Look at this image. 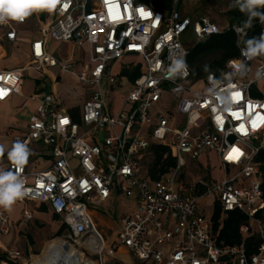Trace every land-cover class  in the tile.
Wrapping results in <instances>:
<instances>
[{"label": "built area", "instance_id": "1", "mask_svg": "<svg viewBox=\"0 0 264 264\" xmlns=\"http://www.w3.org/2000/svg\"><path fill=\"white\" fill-rule=\"evenodd\" d=\"M171 1L168 13L153 11L138 0H61L57 4L48 29L50 40L86 44L88 65L76 72L72 62L47 55L43 42L35 41L30 49L32 67L59 68L89 94L76 123L68 114L51 109V94L43 95L29 118L26 134L12 138L11 146L22 142L28 149L31 143H41L50 149L52 159L45 170L27 172L24 166L21 175L28 192L19 201L48 203L68 227L65 240L83 242L98 264H103V257H113L114 249L106 246L88 207H99L112 194L136 201L135 212L121 219L117 243L143 264H264V243L250 256L242 247L216 245L211 223L197 209L200 199L213 195L222 211H239L257 223L264 240V227L255 219L264 210L256 161L264 151V91L259 88L264 80H243L264 68V58L247 61L239 46L238 56L229 61L245 60L248 65L247 75L231 77L241 95L239 99L232 96L233 109L217 114L218 106L208 99L209 74L194 82L189 69L183 76H170L168 68L177 59L186 61L183 37L187 32L200 41L222 29L207 18L192 21L181 17L178 0ZM5 25L4 38L12 42L15 31ZM237 26L229 25L225 31H232L241 42L244 36L235 31ZM128 56L141 58L142 69L121 106L111 111L102 83L130 84L121 72L112 74L114 64ZM229 61L223 73L233 72ZM22 73L0 71V103L18 93ZM214 77L220 79L221 75ZM163 96L171 112L168 117L158 114L153 123L150 109ZM169 135L171 145L165 143ZM151 144L167 147L174 160V166L157 180L150 178L148 168L146 177L139 176V157L149 152ZM206 152L214 153L224 172L231 170L230 176L226 174L214 187L202 181L187 185L180 177L185 160L197 161ZM12 168L10 163L7 169ZM6 223L0 214V228ZM247 230L241 228L242 233ZM92 240L96 244L88 243Z\"/></svg>", "mask_w": 264, "mask_h": 264}, {"label": "crops", "instance_id": "2", "mask_svg": "<svg viewBox=\"0 0 264 264\" xmlns=\"http://www.w3.org/2000/svg\"><path fill=\"white\" fill-rule=\"evenodd\" d=\"M181 2V0H180ZM231 2V1H230ZM181 7V5H180ZM178 10V8H177ZM227 11V10H226ZM181 17L189 18L192 21H196L199 18H193L190 14L186 13L185 10H178ZM54 18L53 12H40L33 14L25 20L23 23L9 22L8 24L15 31V38L12 42L7 41L4 35L7 33L8 29L5 24H0V71H10V70H23L22 82L18 93L11 95L6 102L0 103V108H3L9 113H14V116H9L6 124V135H9L10 146L12 138H17L24 136L27 132L28 121L31 115L35 113L36 107L38 105L39 98L43 95L51 94L54 98V104L51 106L52 110L57 112L68 114L73 121L79 122L81 106L88 97V91L84 93L82 99H68L63 93L54 92V90H44L46 83L57 84L60 79V75L63 73L59 68H44L42 70H35L33 66V61L30 54L31 44L35 41L43 42V50L45 53L57 60L69 61L73 63L74 71H80L84 66L88 65V47L86 44L76 45L70 42H54L50 40L48 36V29ZM33 26L37 27L36 32L33 31ZM65 46L67 51L63 55L57 54L58 48ZM141 58L137 56H128L120 61L116 62L118 64V71L129 81V87L132 85L130 80V74L137 70L141 72ZM114 64V66H115ZM113 66V67H114ZM26 71H31L30 79L32 80L31 87L25 92L22 89L23 84V74ZM67 74V73H64ZM29 77V76H28ZM55 89V88H54ZM56 90V89H55ZM68 106L65 108L64 105ZM30 156L28 157L25 169L27 172H34L38 170H45L50 167L52 163L50 149L41 143H31L29 146ZM214 161V165L211 161ZM220 160L212 152H206L197 161H195L194 168L198 170L201 169V173H206L208 168H213L216 170V175L220 176L224 173L226 176L230 174L231 170L227 173L224 172L220 165ZM10 164L7 153L0 157V167L7 169ZM202 166V167H201ZM212 170L206 175H202V181L205 183L204 179L215 177ZM216 176V177H217ZM198 181V182H199ZM187 185L193 184L186 180ZM206 184V183H205ZM204 189L199 190V194L203 192ZM114 201L123 202L124 212L123 214H114L111 210ZM136 201L133 198L125 199L112 194L107 201L102 203L99 207H96L100 213L107 215L101 216L94 211V206H91L89 210L91 218H95L99 227L108 229L110 225V219L117 226L119 233L122 229L121 219L124 216L131 215L135 212ZM14 209L17 208L16 216L10 219L8 215L9 210L0 208V214L5 218L6 225L5 228H0V256L4 257L0 263L4 264H26V262L34 255L33 253H38L46 242L50 239V235L53 237H65L69 234L62 221V218L55 215L50 209L48 203L45 202H31V201H17L13 205ZM30 215V219H26V214ZM96 226V225H95ZM262 226V225H261ZM250 228L253 232H258V224L255 222H250ZM247 233V232H246ZM243 233V234H246ZM108 248L114 249V256L110 257L112 261L111 264L117 262L119 264H143L138 261L130 251L126 248L119 246L117 241L107 244ZM15 253L18 255L16 256Z\"/></svg>", "mask_w": 264, "mask_h": 264}, {"label": "rangeland", "instance_id": "3", "mask_svg": "<svg viewBox=\"0 0 264 264\" xmlns=\"http://www.w3.org/2000/svg\"><path fill=\"white\" fill-rule=\"evenodd\" d=\"M231 0H178L177 8L180 10L182 7V10H185L186 13L190 14V16L193 18H196V16L199 17H206L208 20L216 24L220 29L226 30V28L230 25L229 22L225 18V12L230 6ZM181 5V7H180ZM37 27L33 26V31L36 32ZM183 44L186 46H190L195 42L194 36L191 34V32H187L186 35L183 37ZM67 51L65 46H61L58 48L57 54L55 56L63 55ZM142 63V61L140 62ZM118 64H115L112 70L113 75H118L119 71L117 69ZM30 73L31 71H26L23 74V84L22 89L25 92L26 90L29 91L31 87L32 80L30 79ZM29 76V77H28ZM255 79V73L252 72L251 75L248 78H244L243 80L248 79ZM56 90H55V89ZM102 88H105L107 91L106 94V101L109 106H111V111L118 110L119 106H121L124 98L126 95L130 92V87L128 84H126L125 81H122L119 86L109 85L108 83H102ZM199 88V90H202ZM259 88L261 91H264V83H259ZM44 90H54V92H58L60 90V93H63L65 96L68 97V99H75L76 97L79 99H82L84 96V93H86V88L82 86L79 82H77L76 79H74L69 74L62 73L60 75V79L58 80L57 84H51L46 83ZM58 90V91H57ZM165 96L162 97L159 105L152 106L150 109V115L152 122L154 123L156 121V116L158 114H163V116L168 117L170 112L168 111L167 104ZM68 105L65 104L64 107L66 108ZM168 112V113H167ZM12 114L14 116V113H9V111H5L3 108H0V144H3L6 149L10 148V136L6 135V124L7 120L9 119V116ZM170 127H173V123L169 125ZM171 138V135L167 136L165 143L169 144V139ZM7 152H5L6 154ZM145 158V160H144ZM139 161L141 162L140 172L139 176L141 178H144L147 176V168L149 167V164L151 162V155L146 153L144 156L139 157ZM143 162V163H142ZM211 163L214 165V161L212 160ZM195 161H189L185 160V166L181 168L180 170V177L182 176L184 179V182L189 181L194 183H197L199 180H202V175H206L207 173H210L212 170V173L214 172L215 177L204 179L205 183L210 186L214 187L216 184H219L222 182V180L225 178L224 173H221L220 176L216 175V170L213 168H208V171L206 173H201V169L194 168ZM202 167V166H201ZM231 174V172H230ZM229 174V176H230ZM217 176V177H216ZM259 202L255 203V206L257 207ZM215 200L213 195H209L205 198H202L198 201L197 209L198 214L203 218V220L207 223L210 222L213 208H214ZM124 204L123 202H117L114 201L111 207V210H113L114 214H123L124 212ZM90 210L91 207H88ZM94 211H96L97 214L101 216L107 217V215L100 213L97 211L98 209L96 207L92 208ZM8 215L10 216V219L16 216L17 208L14 209L12 207L11 210H9ZM94 224L96 225L98 233L101 235V237L104 239L107 244L117 241V235H118V229L117 226H115L112 219H110V222H112L110 227L108 229L100 228L99 224H97V221L95 218H92ZM54 235H50V239L48 242L45 243L44 247L38 251V253H33L34 255L26 262V264H31L34 260L41 257L42 253L47 249V246L51 242H55L56 240H61L63 242H66L68 245H70L76 253L82 258L85 262H92L94 264H98V259L95 255H92L89 251L85 250V244L83 242L79 243H70L67 242L65 239L61 237H53ZM45 249V250H44ZM36 257V259H35ZM103 264H111L112 261L110 260V257H103ZM4 264V263H0Z\"/></svg>", "mask_w": 264, "mask_h": 264}, {"label": "trees", "instance_id": "4", "mask_svg": "<svg viewBox=\"0 0 264 264\" xmlns=\"http://www.w3.org/2000/svg\"><path fill=\"white\" fill-rule=\"evenodd\" d=\"M153 11L169 12L171 9V0H138ZM233 3L231 0L230 5ZM264 12V9H260ZM225 18L230 25H242L247 19V15L239 10L238 7H230L225 12ZM264 33V24L258 18L252 21V26L246 30V35L240 44L232 31L222 30L219 34L209 36L203 40L195 41L188 49L186 64L190 71L191 81H201L209 73L219 77L223 73L229 60H233L239 54V46H244V40L258 38ZM207 67L208 71H205ZM139 75V71L134 70L130 74V80L133 81ZM151 162L148 167V174L153 180L159 179L162 175L174 166V160L171 158L169 149L159 144H151L149 147ZM166 158L164 159V156ZM261 173V191L264 196V151H261L256 158ZM212 216L210 219L213 235L216 236V245L218 246H237L245 249L247 255L258 253V248L264 240L259 233L253 232L250 228V221L239 211L224 212L218 202L215 201ZM255 219L264 227V210L257 212ZM242 227H247V233L241 232ZM4 257L0 256V261ZM113 264H119L114 262ZM229 264V263H227Z\"/></svg>", "mask_w": 264, "mask_h": 264}, {"label": "clouds", "instance_id": "5", "mask_svg": "<svg viewBox=\"0 0 264 264\" xmlns=\"http://www.w3.org/2000/svg\"><path fill=\"white\" fill-rule=\"evenodd\" d=\"M61 0H0V24L9 22L22 23L33 14L40 12H54ZM230 7H238L245 13L248 19L235 28L238 35L245 36L246 30L252 26V21L256 18L264 23V0H233ZM240 43V41L238 42ZM241 54L247 61L255 58H264V33L258 38L244 40ZM245 60H240L234 64L229 61V66L233 67L232 73H221V78L216 79L209 73V82L212 85L207 89L208 99L218 106L217 114L227 113L235 107L232 96L240 89L232 83V75L244 76L248 73V65ZM234 64V66H233ZM205 71H208L207 67ZM188 72V66L183 59H177L168 68L170 76H183ZM256 80H264V68H258L255 73ZM7 152L9 162L14 165L12 169L0 167V208L11 210L13 205L23 199L28 189L25 178L21 175L24 166L27 164L30 150L22 142H15L8 149L0 144V157Z\"/></svg>", "mask_w": 264, "mask_h": 264}, {"label": "bare ground", "instance_id": "6", "mask_svg": "<svg viewBox=\"0 0 264 264\" xmlns=\"http://www.w3.org/2000/svg\"><path fill=\"white\" fill-rule=\"evenodd\" d=\"M88 243L90 245L96 244L94 240L89 241ZM74 263L94 264L92 262L83 261L82 258L76 253V251L66 242H63L61 240H56L55 242H51L47 246V249L42 253L41 257L34 260L31 264H74Z\"/></svg>", "mask_w": 264, "mask_h": 264}, {"label": "snow or ice", "instance_id": "7", "mask_svg": "<svg viewBox=\"0 0 264 264\" xmlns=\"http://www.w3.org/2000/svg\"><path fill=\"white\" fill-rule=\"evenodd\" d=\"M240 95H241V94H240L239 92H236V93L233 94V97H234L235 99H239V98H240ZM253 123H254V122H253ZM240 127H241V129L244 128L243 125H241ZM232 151H233L234 153H239V150H238V149H235V148H234ZM228 158L231 159V158H233V156L230 155Z\"/></svg>", "mask_w": 264, "mask_h": 264}, {"label": "water", "instance_id": "8", "mask_svg": "<svg viewBox=\"0 0 264 264\" xmlns=\"http://www.w3.org/2000/svg\"><path fill=\"white\" fill-rule=\"evenodd\" d=\"M74 264H78V263H74Z\"/></svg>", "mask_w": 264, "mask_h": 264}]
</instances>
